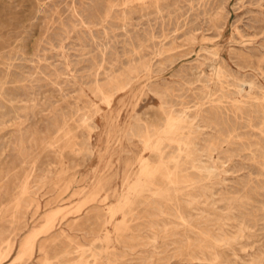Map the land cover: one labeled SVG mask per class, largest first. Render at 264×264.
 Returning a JSON list of instances; mask_svg holds the SVG:
<instances>
[{
  "label": "rangeland",
  "instance_id": "rangeland-1",
  "mask_svg": "<svg viewBox=\"0 0 264 264\" xmlns=\"http://www.w3.org/2000/svg\"><path fill=\"white\" fill-rule=\"evenodd\" d=\"M220 66L230 75L224 87L230 89L223 98L225 104L239 101L243 114L216 116L208 111L197 123V146L204 157L212 152L213 173L208 175L213 178L208 176L192 193L171 190L168 197L153 195L150 204L138 202L128 217L130 229L122 230L119 238L114 223L123 214L112 215L110 209L137 179L141 159L151 155L137 134L145 129L144 123L153 127L163 124L173 111L192 110L200 104L208 109L215 97L209 91L222 92L218 80L212 78ZM122 86L124 90L119 91ZM239 87L245 91L239 93ZM105 91L115 92L110 105ZM263 93L264 0H0V231L10 228L6 234L1 231L0 238L12 234L17 223L22 227L20 241L43 223L48 210L60 206L57 226L50 234L41 235L39 242L63 229L66 236L58 241L73 249L71 257L75 259L83 251L81 247L96 243L106 249L103 264L116 260L115 264H218L215 255L222 254L212 244L204 255L199 253L200 263L175 255L186 247L187 234L198 245L201 237L197 229H205L231 243L240 255V264H263ZM64 119L74 127L67 139L55 141L41 152ZM70 139L75 143L73 148L65 146ZM206 147L216 148L208 152ZM25 169L31 171L33 185L31 194L23 197L26 200L21 198L19 208L13 193ZM190 170L200 174L197 169ZM144 194L152 196L151 191ZM178 212L184 222L177 217ZM108 219L111 222L107 224ZM187 222L196 231H188ZM105 231L109 240L102 236ZM90 254L88 251L86 257L93 263L95 258ZM43 255L37 251L34 260L26 264H43Z\"/></svg>",
  "mask_w": 264,
  "mask_h": 264
},
{
  "label": "bare ground",
  "instance_id": "bare-ground-1",
  "mask_svg": "<svg viewBox=\"0 0 264 264\" xmlns=\"http://www.w3.org/2000/svg\"><path fill=\"white\" fill-rule=\"evenodd\" d=\"M226 29V28H225ZM179 31V30H178ZM175 33V32H174ZM232 34V33H231ZM205 40V39H204ZM231 43V42H230ZM205 44V43H204ZM215 48V47H214ZM180 49V48H179ZM206 50V49H205ZM168 51V50H167ZM155 54V53H154ZM212 54V53H211ZM133 56V55H132ZM195 56V55H194ZM159 57V56H158ZM215 57V56H214ZM209 59V58H208ZM207 59V60H208ZM160 64V63H159ZM142 65V64H141ZM147 65V64H145ZM150 65V64H149ZM216 66V65H215ZM11 67V66H10ZM136 68V67H135ZM142 68V67H141ZM144 68V67H143ZM170 68V67H169ZM146 69V68H144ZM148 69H149V66H148ZM216 69V70H215ZM214 69V76L218 81H216V83H218L220 86H221V89L222 92L221 93H213L212 92V89L213 87H209V89H211L209 92L211 93V95H215L214 98H211L210 100V104H209V107L208 109H206L204 107L203 104H200V102H198L200 105L198 106H195L194 109H184L182 107V110L181 112H178V113H175L173 110V112L167 114V116L165 117V120L163 121V124L161 123V125L157 124L158 126H155L153 127V125L151 124H148V123H144L145 124V129L137 134V136L140 137L142 143H143V146L144 148H146L147 150H149V153L151 151V155L149 156H144L142 159H141V162H140V170L138 171V176L136 177L137 179L132 183L130 184L129 186V189H125V191H123L122 195L120 196L119 200L117 201V203H114V206L111 207L110 211L112 213V215L116 214V212L118 213L119 211L123 214L122 216V219H119L117 221H115L116 223L115 224V228H116V233H118L120 236L119 238L122 236L121 235V231L125 230L126 229H130V226H129V223L128 221H130V219L128 218L129 215L133 214V211L135 207V205L142 201L143 203H145L144 201H146V203L148 202H152L151 199H153V195H160L162 194L163 196L165 197H168L166 196V193L171 191V190H174V191H180V192H190L192 193V191L196 188V186L204 181L205 179H207V177L209 176L208 174H211L213 173V166L210 164V161H211V158L213 157L212 155V152H209L214 150V148L216 147H213V149H211L212 147H206L208 149V154H206L207 157H204L205 154H202L200 152V149L198 148L197 146V141H196V138L198 137V132H199V128H200V125H198V121L200 120V117L206 112L208 113V111L211 112H215V114H217L216 116H219V115H230L232 112V114H236V115H239V114H243V109L242 107L239 105V101L238 102H234L231 104V106L225 104V101H224V97L227 98L230 91V89L226 88V90H224V87L226 85V80H227V77L230 76V75H227V72L220 66V67H216ZM132 70V69H131ZM142 70V69H141ZM135 71V70H134ZM144 71V70H143ZM150 71V70H149ZM132 72V71H131ZM140 72V71H139ZM130 73V72H129ZM131 74V73H130ZM121 77V75H120ZM130 77V76H129ZM128 77V78H129ZM234 77V75H233ZM211 78V77H210ZM233 79V78H232ZM122 80V79H121ZM199 80V79H198ZM208 80V79H207ZM206 80V81H207ZM213 80V79H212ZM111 81V80H110ZM116 82H118L116 80ZM150 82V81H149ZM200 82V81H199ZM210 82V81H209ZM238 82H240V80H238ZM255 82V81H253ZM112 83V82H110ZM207 83V82H206ZM228 83V82H227ZM115 84V83H114ZM119 84V82H118ZM117 84V85H118ZM122 84V83H121ZM229 84V83H228ZM227 84V85H228ZM116 85V86H117ZM126 85V83H125ZM226 85V86H227ZM112 86V85H111ZM131 86V85H130ZM204 86V85H203ZM100 90L102 89V87L100 85L97 86ZM96 87V88H97ZM110 87V86H109ZM115 87V86H114ZM206 87V86H205ZM208 87V86H207ZM216 87V86H214ZM219 87V86H217ZM231 87V86H230ZM248 87V86H247ZM105 88V87H104ZM116 88V87H115ZM170 88V87H169ZM252 88V87H251ZM256 88V87H255ZM114 89V88H113ZM123 89L124 90V86H122L119 91ZM167 89V88H165ZM171 89V88H170ZM206 89V88H205ZM208 89V88H207ZM206 89V91H207ZM216 89H219V88H216ZM215 89V90H216ZM112 90V89H111ZM115 90V89H114ZM118 90V89H116ZM202 90V89H201ZM235 90V89H234ZM238 92L239 93H242L243 91H245L243 88L239 87L238 89ZM253 90V89H252ZM169 91V90H167ZM214 91V90H213ZM219 90H216L214 92H218ZM247 91V90H246ZM255 91V90H254ZM98 92V91H97ZM100 92V91H99ZM102 92V91H101ZM105 92H108V91H105ZM114 91H111V93L109 94H105L104 93V98H105V101L108 103V105L111 104L112 102V98L115 94L112 93ZM118 92V91H117ZM166 92V91H165ZM252 92V91H251ZM263 92V91H262ZM205 93V92H204ZM207 93V92H206ZM248 93V92H247ZM102 94V93H101ZM238 94V93H236ZM245 94V93H244ZM264 94V93H263ZM164 95V94H163ZM201 95V93H200ZM208 95V94H207ZM206 95V96H207ZM246 95V94H245ZM261 95V94H260ZM199 96V94H198ZM240 96V95H239ZM243 96V95H242ZM259 96V95H257ZM205 97V96H204ZM212 97V96H211ZM250 97V96H249ZM255 97V96H253ZM132 98V97H131ZM209 98V97H208ZM245 98V97H244ZM129 99V98H128ZM200 99V98H199ZM203 99V98H202ZM166 100V99H165ZM197 100V99H196ZM201 100V99H200ZM242 100V99H241ZM256 100V99H255ZM198 101V100H197ZM183 102V101H182ZM181 102V103H182ZM204 102V101H203ZM209 102V100H208ZM190 103V102H189ZM188 103V104H189ZM196 103V102H195ZM238 103V104H237ZM242 103V102H241ZM258 103V102H257ZM230 104V103H229ZM251 104V103H250ZM172 105V104H171ZM174 105V104H173ZM249 105V104H248ZM136 106V105H135ZM165 106V105H164ZM194 106V105H193ZM112 107V106H111ZM169 107V106H168ZM257 107V106H256ZM255 107V108H256ZM260 107V106H259ZM263 107V106H262ZM162 109V108H161ZM168 109V108H167ZM171 109V107H169V110ZM174 109V107H173ZM181 109V108H180ZM175 110V109H174ZM179 110V108L177 109ZM255 110V109H254ZM263 110V109H262ZM163 111V109H162ZM180 111V110H179ZM248 111V110H247ZM260 111V108L259 110ZM164 112V111H163ZM257 112V111H256ZM261 112V111H260ZM249 115V114H248ZM208 116V114H207ZM242 116V115H241ZM231 117V116H229ZM119 118V117H118ZM136 118V117H135ZM140 118V116H139ZM235 118V117H234ZM241 118V117H240ZM142 119V118H141ZM164 119V118H163ZM202 119V118H201ZM231 119V118H230ZM242 119V118H241ZM143 120V119H142ZM140 120V121H142ZM213 120V119H212ZM229 120V118H228ZM227 120V123H229L230 121ZM235 120V119H234ZM237 120V119H236ZM240 120V119H239ZM261 120V119H260ZM263 120V119H262ZM87 121H88V118H85L83 119V122L84 124L86 123L87 124ZM116 121V120H115ZM126 121V120H125ZM124 121V122H125ZM138 121V120H137ZM202 121V120H201ZM204 122V121H203ZM202 122V123H203ZM208 122V121H206ZM212 122V121H211ZM262 122V121H261ZM137 123V122H136ZM160 123V121H159ZM241 123V122H240ZM125 124V123H124ZM140 124V123H139ZM137 124V126L139 125ZM142 124V123H141ZM210 124V122H209ZM215 124V123H213ZM231 124V123H230ZM245 124V123H244ZM253 124V123H252ZM82 125V124H81ZM135 125V124H134ZM225 125V124H224ZM85 126V125H84ZM215 126V125H214ZM244 126V125H243ZM246 126V125H245ZM87 127V126H86ZM121 127V125H120ZM217 128H219L218 126H216ZM226 127V126H225ZM74 128V127H73ZM73 128L70 126L69 122L64 119L63 123L61 124V126L59 127L58 129V132L57 134L54 136V138L50 141L47 142V144H43V146L41 147V152L45 151L48 147L50 146H53L52 144H55L54 142L55 141H58V140H62V142L64 141L62 138H66L67 136H69V134L71 133V131L73 130ZM88 128L90 130H93V127L89 124L88 125ZM117 128V127H116ZM119 128V127H118ZM131 128V127H130ZM136 128V127H135ZM140 128V127H139ZM215 128V127H214ZM223 128V127H222ZM227 128V127H226ZM225 128V129H226ZM232 128V127H231ZM230 128V129H231ZM253 128V127H252ZM88 129V130H89ZM204 129V128H203ZM224 129V128H223ZM233 129V128H232ZM264 129V128H262ZM123 130V129H121ZM131 130V129H130ZM138 131V129H136ZM141 130V129H140ZM217 130V129H216ZM235 130V128H234ZM254 130V129H253ZM78 131V130H77ZM116 131V130H115ZM127 130H125L126 132ZM129 131V130H128ZM207 131V130H206ZM212 131H214V129H212ZM224 131V130H223ZM76 132V131H75ZM124 132V133H125ZM136 132V131H135ZM140 132V131H139ZM220 132V130H219ZM217 133V132H216ZM262 133V132H261ZM127 134V133H126ZM136 134V133H135ZM134 134V135H135ZM228 134V132L226 133ZM217 137H218V134H216ZM72 136V134H71ZM127 136V135H126ZM136 136V135H135ZM213 136V135H212ZM229 136L230 133H229ZM233 136V135H232ZM239 136V135H238ZM76 137V136H75ZM89 137V136H88ZM130 137V136H129ZM208 137V136H207ZM69 138V137H68ZM73 138V137H72ZM83 138V137H82ZM91 138V136H90ZM120 138V137H119ZM123 138V137H122ZM219 138H221V135L219 136ZM232 138V137H231ZM237 138V137H236ZM235 138V139H236ZM240 138V136H239ZM67 139V138H66ZM75 139V138H74ZM77 139V138H76ZM79 139V138H78ZM84 139V138H83ZM129 139V138H128ZM139 139V138H138ZM204 139V138H203ZM223 139H226V138H223ZM263 139V138H262ZM88 140V139H87ZM130 140H132L130 138ZM211 140V139H210ZM216 140V139H215ZM241 140V139H240ZM46 141V140H45ZM85 141V140H84ZM90 141V140H89ZM105 141V140H104ZM112 141V140H111ZM140 141V140H138ZM140 141V142H141ZM213 141V140H212ZM217 141V140H216ZM235 141V140H234ZM238 141V140H237ZM248 141V140H247ZM246 141V142H247ZM263 141V140H262ZM61 142V141H60ZM83 142V141H81ZM118 142V141H117ZM222 142V141H221ZM232 142V141H231ZM253 142V141H252ZM58 143V142H57ZM86 143V141H85ZM110 143V141H109ZM212 143V142H211ZM209 143V144H211ZM235 143V142H233ZM249 143V142H248ZM247 143V144H248ZM254 143V142H253ZM90 144V143H89ZM120 144V143H119ZM217 144V143H216ZM255 144V143H254ZM85 145V144H84ZM229 145V144H228ZM232 145V144H231ZM246 145V144H245ZM65 146H70L71 148H73L75 146V143H73V140H69ZM82 146V145H81ZM80 146V147H81ZM201 146V145H200ZM209 146V145H208ZM211 146V145H210ZM215 146V145H214ZM230 146V145H229ZM243 146V145H242ZM257 146V144L255 145ZM245 147V146H244ZM250 148L252 146H249ZM248 147V149H249ZM258 147V146H257ZM85 149H87L85 146H84ZM93 148V147H92ZM172 149V150H168V149ZM201 148V147H200ZM205 148V147H204ZM232 148V147H231ZM49 149V148H48ZM47 149V150H48ZM82 149V148H81ZM89 149V147H88ZM225 149V148H224ZM260 149V148H259ZM262 149V148H261ZM90 150V149H89ZM106 150V149H105ZM206 150V149H205ZM227 150V148L225 149V151ZM236 150V149H235ZM244 150V149H243ZM245 150L247 151V149L245 148ZM255 150V149H253ZM91 151V150H90ZM230 151V150H229ZM251 151V149H250ZM40 152V153H41ZM94 152V148H93V151L91 153V155L93 154ZM233 152V151H232ZM221 153V152H220ZM231 153V151H230ZM235 153V152H233ZM238 153V152H237ZM262 153V152H261ZM62 153H60L61 155ZM223 154V153H222ZM227 154V153H226ZM225 154V155H226ZM263 154V153H262ZM261 154V155H262ZM40 154H38L39 156ZM103 155V154H102ZM259 156V155H258ZM263 156V155H262ZM36 157V156H35ZM154 157L156 159H154ZM223 157V155H222ZM229 157V156H228ZM233 157V155H232ZM224 158V157H223ZM100 160V159H99ZM263 160V159H262ZM220 161V160H219ZM215 162V161H213ZM264 162V160H263ZM35 164V161L33 162ZM128 163V162H127ZM262 163V162H261ZM24 164V163H23ZM62 164V162H61ZM117 164V163H116ZM263 164V163H262ZM32 165V164H31ZM223 165V164H222ZM259 165V164H258ZM78 167V166H77ZM76 167V168H77ZM263 167V166H261ZM190 168H194V169H197L198 172L200 174H197L195 175L194 172H192L190 170ZM94 169V168H93ZM196 170V171H197ZM15 171V170H14ZM16 172V171H15ZM218 172V170L216 171ZM12 174V173H10ZM14 174V173H13ZM66 174V173H65ZM16 175V174H15ZM31 171L28 170V169H25L24 171V176L22 178V180L20 181V183L17 185V190L13 193L14 195H17V198H18V201H16V204L19 208L20 205H21V198H23L24 196H27L29 194H31V187H32V183H31ZM45 175V174H44ZM216 175V174H215ZM6 176V175H5ZM212 176V174H211ZM209 176L210 178H213ZM59 177V176H58ZM208 177V178H209ZM74 180V178H72ZM17 180V179H16ZM126 180V179H125ZM129 181V180H127ZM210 181V180H209ZM50 182V180H49ZM212 182V181H211ZM1 183V182H0ZM13 183V182H12ZM37 183V182H36ZM128 183V182H127ZM32 184V185H31ZM15 185V184H14ZM35 185V184H34ZM98 185V184H97ZM41 186V185H40ZM99 186V185H98ZM208 186V185H206ZM73 187V186H72ZM156 187V190H154L153 188ZM203 187V186H202ZM9 188V187H8ZM68 188V187H67ZM82 188V187H81ZM80 188V189H81ZM114 188V187H113ZM62 189V188H61ZM35 190V189H34ZM82 190V189H81ZM154 190V191H153ZM7 191V190H6ZM92 191V190H91ZM90 191V192H91ZM98 191V190H97ZM145 191H151L152 192V196H149V195H146L144 194ZM204 191V190H203ZM83 192V190H82ZM125 192V193H124ZM175 192V193H177ZM74 193H77V192H74ZM79 193V191H78ZM100 193V192H99ZM121 193V192H120ZM80 194V193H79ZM89 194V193H88ZM181 194V193H180ZM6 195V194H5ZM107 195V194H105ZM189 196V194H187ZM237 195V194H236ZM7 196V195H6ZM95 196V194H94ZM92 196V198L94 197ZM98 196V195H97ZM101 196V195H100ZM196 196V195H195ZM91 197V195L89 196ZM89 197H87L89 199ZM157 197V196H155ZM177 197V196H176ZM193 197V196H191ZM16 198V199H17ZM27 198V197H25ZM23 198V200L25 199ZM107 198V197H106ZM185 198V196H184ZM188 198V197H187ZM196 198V197H194ZM34 199V198H33ZM95 199V197L93 198ZM241 199V198H240ZM26 200V199H25ZM29 201V199H27ZM32 200V199H31ZM35 200V199H34ZM92 200V199H91ZM104 200V199H103ZM102 200V201H103ZM164 200H167L166 198ZM230 200V199H229ZM27 201V202H28ZM86 201V200H85ZM89 201V200H88ZM87 201V202H88ZM93 201V200H92ZM101 201V200H100ZM169 201V200H168ZM179 201V200H178ZM191 201V200H190ZM194 201V200H193ZM26 202V201H24ZM26 202V203H27ZM162 202V201H161ZM167 202V201H166ZM170 202H172L170 200ZM186 202V201H185ZM189 202V201H188ZM192 202V201H191ZM6 203V202H5ZM11 203V202H10ZM24 203V204H26ZM80 203V202H79ZM83 203V202H82ZM28 204V203H27ZM26 204V205H27ZM150 204V203H148ZM177 204V203H176ZM4 205V204H3ZM9 205V204H7ZM71 205V204H70ZM82 205V204H81ZM100 205V204H99ZM160 205V204H159ZM171 205V204H170ZM65 206V205H64ZM76 206V205H75ZM96 206V205H94ZM108 206V205H107ZM106 206V207H107ZM152 206V205H151ZM173 206V205H172ZM178 206V205H177ZM1 207V206H0ZM70 207V206H69ZM109 207V206H108ZM107 207V208H108ZM149 207V206H148ZM7 208V206H6ZM17 208V207H16ZM27 208V207H26ZM64 210L66 207H63ZM74 208V207H73ZM82 208V207H81ZM90 208V207H89ZM97 208V207H96ZM138 208V207H137ZM161 208V207H159ZM170 208V207H169ZM198 208V207H197ZM68 209V207H67ZM66 209V210H67ZM171 209V208H170ZM177 209V208H176ZM14 210V209H13ZM16 210V209H15ZM63 210V211H64ZM71 210V209H70ZM73 210V209H72ZM77 210V209H76ZM154 210V209H153ZM166 210V209H165ZM69 211V210H68ZM162 211V210H160ZM174 211V210H173ZM176 211V210H175ZM174 211V212H175ZM14 212V211H13ZM22 212V211H21ZM62 212V208L60 206L56 207V208H53V209H50L48 210L45 215H44V221L43 223L39 226V227H32L33 229H31L28 233H26V235L24 237H22V239L19 241L18 240V236H19V232L21 230L22 227H20L19 225H17V223L14 225V229H13V233L11 234H7L8 236L5 237V238H0V264H26L28 262H31L34 260L35 256H36V253L37 251H40L43 255V257L41 256V260L43 262V264H74L75 262H84L85 264H97L98 260H101V263L103 264L104 261H102V259L104 258V255H105V250L104 249L105 247L103 246H100V245H97L96 243H94L93 245H91L90 247H81L80 245V249H83V251L80 253V256L78 259H75V258H72V254L73 253V249L71 250L70 247H63L60 245L59 243V238L60 236H64L65 235V230L61 229V232L59 230V234H55L53 236H50V238L48 239H51V243L52 245H49L48 244V239L42 241V242H39L40 240V237L41 235L43 234H50V231H52L57 225H56V219L59 215V213ZM71 212V211H70ZM135 212V211H134ZM148 212V211H147ZM189 212V211H188ZM16 213V212H15ZM15 213L13 215H15ZM69 213V212H68ZM172 213V212H171ZM26 214V213H25ZM166 214V212H165ZM163 213V215H165ZM173 214V213H172ZM24 215V214H23ZM107 215V214H106ZM111 215V216H112ZM137 215V214H136ZM167 215V214H166ZM189 215V214H188ZM195 215V214H194ZM65 216V215H63ZM158 216V215H157ZM174 216V215H173ZM114 217V216H113ZM176 217V216H175ZM177 217L181 218L180 220H186L183 216V214L181 212H178V215ZM188 217V216H187ZM199 217V216H198ZM63 217H61L62 219ZM79 218V217H78ZM106 218V217H105ZM111 218V217H110ZM170 218H173L172 216ZM195 218V217H194ZM18 219V218H17ZM112 219V218H111ZM111 219L107 220L106 223L108 224L109 222H111ZM175 219V218H174ZM173 219V220H174ZM196 219H197V216H196ZM203 219V217H202ZM19 220V219H18ZM17 220V221H18ZM23 220V218H22ZM139 220V219H138ZM168 220V219H167ZM244 220V219H243ZM12 221V220H11ZM21 221V220H20ZM153 221V220H152ZM159 221V220H158ZM176 221H178V219H176ZM183 221V222H184ZM174 222V221H173ZM181 222V221H180ZM203 222V220H202ZM85 223V222H84ZM156 224V222H154ZM163 223V222H162ZM161 223V224H162ZM177 223V222H176ZM96 224V223H94ZM105 224V223H104ZM138 224V223H137ZM158 224V223H157ZM180 224V223H179ZM187 226H188V231H196L194 229H197L195 228L192 224L188 223L187 222ZM199 224V223H198ZM217 224V223H216ZM29 225V224H28ZM151 225H153L151 223ZM159 225V224H158ZM164 225V224H163ZM167 225V223H166ZM165 225V226H166ZM171 225V223L169 224ZM181 225V224H180ZM178 225V226H180ZM185 225V223L183 224ZM182 225V226H183ZM214 225V224H213ZM73 226V225H72ZM113 226V225H112ZM157 225H155L156 227ZM162 226V225H160ZM212 226V225H211ZM2 227V226H1ZM152 227V226H151ZM154 227V226H153ZM170 227V226H169ZM177 227V226H176ZM28 228V227H27ZM114 228V226H113ZM157 228V227H156ZM164 228H167V227H164ZM175 227H173L174 229ZM179 228V227H178ZM216 228H219L217 227L216 225ZM3 229V228H2ZM1 229V231H3ZM10 229V228H8ZM8 229L6 231H8ZM102 229V227H101ZM152 229V228H151ZM159 229V228H157ZM162 229V228H161ZM221 229V228H220ZM5 230V229H4ZM106 230V229H105ZM108 230V229H107ZM132 230V229H131ZM130 230V231H131ZM166 230V229H165ZM171 230V229H170ZM0 231V232H1ZM6 231H3L4 233ZM118 231V232H117ZM153 231V229H152ZM185 231V230H184ZM188 231L186 233H188ZM240 231V230H239ZM237 231V233L239 232ZM103 232V231H102ZM108 232V231H105V233ZM114 232V231H113ZM134 232V231H133ZM197 232L199 234V236L201 237V240L199 242L198 245H195L194 243V239L191 238L189 236V234H187V238H188V242L186 244V247L184 249H181L180 250L178 249L176 254L175 255H183V256H186L185 258H188V259H196L198 260L200 257L199 253L204 255L205 254V250L208 249L210 247L209 244H212L214 245V247H217L219 250H220V253L222 254V256H219V254L215 255V259L217 260L218 264H240L238 259L240 258V255L238 254V252L235 250V248L233 247V245H231V243L229 244L227 240L225 239H219L217 237H214L210 231L208 230H205V229H197ZM56 233V232H54ZM124 233V232H122ZM154 233V232H153ZM176 233V232H175ZM222 233V232H221ZM224 233V232H223ZM228 233V232H227ZM241 234L242 231L240 232ZM6 234V233H5ZM99 234V233H98ZM109 234V233H108ZM106 233V235H102L104 236L103 238L104 239H108L109 240V235ZM174 234V233H173ZM177 234V233H176ZM175 234V235H176ZM233 234V233H232ZM240 234V235H241ZM153 235V234H152ZM180 235V234H179ZM224 235V234H223ZM227 235V234H226ZM229 235H231L229 233ZM236 235V233L234 234ZM3 236V235H2ZM21 236V235H20ZM66 236V235H65ZM98 236V235H97ZM118 236V235H117ZM169 236V235H168ZM166 236V237H168ZM195 236V235H193ZM225 236V235H224ZM222 236V237H224ZM228 236V235H227ZM133 237V236H131ZM135 237V236H134ZM232 237V235H231ZM65 238V237H64ZM68 238L70 239V241L73 240V238L70 236H68ZM136 238V237H135ZM152 238V237H151ZM157 238V237H156ZM155 238V239H156ZM172 238V237H171ZM170 238V239H171ZM175 238V237H174ZM198 238V237H197ZM225 238V237H224ZM45 239V238H44ZM67 239V238H66ZM102 238H97L96 240H101ZM103 239V240H104ZM112 239V238H111ZM137 239V238H136ZM181 239V237H180ZM194 241H193V240ZM200 239V238H199ZM42 240V239H41ZM116 240V239H115ZM118 240V239H117ZM148 240V239H147ZM154 240V239H152ZM66 241V240H65ZM69 241V240H68ZM76 241V240H75ZM156 241V240H155ZM174 241V240H173ZM176 241V240H175ZM103 242V241H102ZM150 242V241H149ZM172 242V241H171ZM179 242V241H178ZM177 242V243H178ZM40 243V244H39ZM148 243V241H147ZM146 243V244H147ZM174 243V242H173ZM177 243L176 245L174 246H177ZM63 244V243H62ZM142 244V243H141ZM166 244V243H165ZM164 244V245H165ZM64 245V244H63ZM78 245V244H77ZM182 245V244H181ZM161 246V245H160ZM163 246V244H162ZM167 247V246H166ZM178 247V246H177ZM164 248V247H162ZM175 248V247H173ZM211 248V247H210ZM109 249V248H107ZM166 249V248H164ZM163 249V250H164ZM198 249H200L198 251ZM78 250V249H77ZM162 250V251H163ZM264 250V249H263ZM90 251L91 254L94 256L95 258V261L92 263L91 261H89V259H87L86 255H87V252ZM161 251V250H160ZM77 252V251H76ZM171 252V251H170ZM169 252V253H170ZM172 252H175V251H172ZM214 252V251H212ZM264 252V251H263ZM110 253V252H108ZM168 253V252H167ZM208 253V251H207ZM78 254V253H77ZM76 254V255H77ZM90 254V255H91ZM174 254V253H173ZM264 254V253H263ZM107 255V254H106ZM170 255V254H169ZM260 255V253H259ZM72 256V257H71ZM110 256V255H109ZM107 256L106 259H110V257ZM161 256V255H159ZM210 256V255H209ZM260 256H263V255H260ZM92 257V256H91ZM115 257V256H114ZM163 257V256H162ZM167 257V256H166ZM175 257V256H174ZM223 257V258H222ZM259 257V256H258ZM146 258V257H144ZM152 258V257H151ZM176 258V257H175ZM250 258V257H249ZM255 258V257H254ZM254 258H252L254 260ZM262 258V257H261ZM264 258V257H263ZM105 259V260H106ZM116 259V258H115ZM204 259V258H203ZM258 259V258H257ZM148 260V258L146 259ZM150 260V259H149ZM163 260V259H161ZM98 261V262H97ZM117 261V260H116ZM116 261L113 263L115 264ZM185 261V260H184ZM189 261V260H188ZM205 261V260H204ZM210 261V260H209ZM213 261V260H212ZM244 261V260H242ZM262 261V260H261ZM38 262V261H36ZM110 262V260H109ZM180 262V261H179ZM199 262V260H198ZM247 262V261H246ZM256 262V261H255ZM79 263V264H80ZM108 263V262H107ZM106 263V264H107ZM168 263V262H167ZM183 263V262H182ZM186 263H188L186 261ZM200 263V262H199ZM244 263V262H243ZM253 263V262H252ZM251 262L250 263H244V264H252ZM77 264V263H76ZM191 264V263H190ZM210 264V263H209ZM264 264V263H263Z\"/></svg>",
  "mask_w": 264,
  "mask_h": 264
}]
</instances>
